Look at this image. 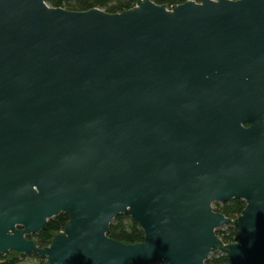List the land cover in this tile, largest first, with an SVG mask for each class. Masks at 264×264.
Returning a JSON list of instances; mask_svg holds the SVG:
<instances>
[{"label":"water","instance_id":"obj_1","mask_svg":"<svg viewBox=\"0 0 264 264\" xmlns=\"http://www.w3.org/2000/svg\"><path fill=\"white\" fill-rule=\"evenodd\" d=\"M233 198L234 218L212 210ZM60 213L49 245L27 238ZM121 213L142 241L107 235ZM214 251L264 264V0H0V254L216 264Z\"/></svg>","mask_w":264,"mask_h":264},{"label":"trees","instance_id":"obj_2","mask_svg":"<svg viewBox=\"0 0 264 264\" xmlns=\"http://www.w3.org/2000/svg\"><path fill=\"white\" fill-rule=\"evenodd\" d=\"M163 1L164 5H173L181 0H152ZM46 3L55 7L63 5L70 10H78L90 4L103 8L104 10L115 12L131 8L135 5V0H46ZM244 207V201L238 198L230 199L223 203H213L212 210H220L229 218H234L236 214H240ZM68 214L60 213L47 222L46 228L38 233L30 234L28 239L34 238L39 247L49 245L52 236L55 232L62 230ZM217 235L223 244L230 243L238 236L237 228L231 223L223 228L216 230ZM107 235L122 243H137L142 241L143 233L138 225L126 214L116 215L109 224ZM10 252L7 255L0 254V264H47L44 259H41L37 254H18ZM26 258L31 260L26 261ZM204 262L225 264L227 257L223 252H213L208 255Z\"/></svg>","mask_w":264,"mask_h":264},{"label":"built area","instance_id":"obj_3","mask_svg":"<svg viewBox=\"0 0 264 264\" xmlns=\"http://www.w3.org/2000/svg\"><path fill=\"white\" fill-rule=\"evenodd\" d=\"M195 2H199V0H195ZM166 6V8H169L171 5H165Z\"/></svg>","mask_w":264,"mask_h":264},{"label":"rangeland","instance_id":"obj_4","mask_svg":"<svg viewBox=\"0 0 264 264\" xmlns=\"http://www.w3.org/2000/svg\"><path fill=\"white\" fill-rule=\"evenodd\" d=\"M51 7H53V6H51ZM13 253H11V255H12ZM26 261H29V260H31V258H26L25 259Z\"/></svg>","mask_w":264,"mask_h":264},{"label":"flooded vegetation","instance_id":"obj_5","mask_svg":"<svg viewBox=\"0 0 264 264\" xmlns=\"http://www.w3.org/2000/svg\"><path fill=\"white\" fill-rule=\"evenodd\" d=\"M195 1V0H194ZM214 252H221V251H214ZM213 253V252H212Z\"/></svg>","mask_w":264,"mask_h":264}]
</instances>
